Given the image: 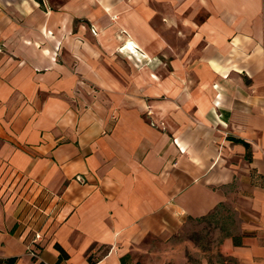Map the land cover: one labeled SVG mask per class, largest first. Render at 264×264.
<instances>
[{"label":"crops","instance_id":"obj_1","mask_svg":"<svg viewBox=\"0 0 264 264\" xmlns=\"http://www.w3.org/2000/svg\"><path fill=\"white\" fill-rule=\"evenodd\" d=\"M160 1L206 13L183 52L133 0H0V264H136L222 208L264 264V0ZM128 40L171 69L119 72Z\"/></svg>","mask_w":264,"mask_h":264},{"label":"rangeland","instance_id":"obj_2","mask_svg":"<svg viewBox=\"0 0 264 264\" xmlns=\"http://www.w3.org/2000/svg\"><path fill=\"white\" fill-rule=\"evenodd\" d=\"M133 3L138 4L136 8L151 25L159 28L162 25L160 31L178 52L186 48L191 23L201 22L206 16L201 10L193 12V7L182 12L173 11L168 1L133 0ZM183 22L188 25H182ZM117 52L120 55L115 52L118 60L114 68L119 72L125 70L138 75L159 70L165 73L171 69L168 62L165 64L151 59L137 61L126 52ZM132 79L136 81L138 77L134 75ZM242 208L249 211L247 206L242 205ZM243 214L244 220L250 219L249 215ZM240 222L237 215L222 208L203 219L189 221L169 240L146 238L140 250L134 251L133 257L140 264H226L218 254V245L225 236L238 230Z\"/></svg>","mask_w":264,"mask_h":264},{"label":"bare ground","instance_id":"obj_3","mask_svg":"<svg viewBox=\"0 0 264 264\" xmlns=\"http://www.w3.org/2000/svg\"><path fill=\"white\" fill-rule=\"evenodd\" d=\"M119 51L128 53L131 57H133L137 61H140L142 59H148L147 55L141 53L138 50V48L135 46V44H133V42H131L130 40L125 42V44L119 48Z\"/></svg>","mask_w":264,"mask_h":264},{"label":"built area","instance_id":"obj_4","mask_svg":"<svg viewBox=\"0 0 264 264\" xmlns=\"http://www.w3.org/2000/svg\"><path fill=\"white\" fill-rule=\"evenodd\" d=\"M91 32L93 34H95L96 30L93 27H91ZM39 238H40V234L39 233H35L34 237H33V242H35ZM28 254L33 259L34 264H48L45 260H43L40 257V253H39L38 249L30 248L29 251H28Z\"/></svg>","mask_w":264,"mask_h":264},{"label":"trees","instance_id":"obj_5","mask_svg":"<svg viewBox=\"0 0 264 264\" xmlns=\"http://www.w3.org/2000/svg\"><path fill=\"white\" fill-rule=\"evenodd\" d=\"M237 141H239V140H237ZM240 142H241V141H240ZM241 143H243V142H241ZM243 145H244L245 147H247V144L243 143ZM235 243H236V242H235ZM237 243H238V242H237ZM128 258H129L128 255L121 257V258H120V262H121V264H126ZM87 260H88L89 264H94V260H92V258H91L90 256L87 257ZM136 264H138V263H136Z\"/></svg>","mask_w":264,"mask_h":264}]
</instances>
